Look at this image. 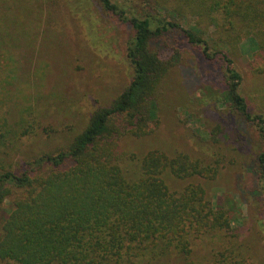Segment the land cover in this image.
<instances>
[{
    "label": "rangeland",
    "instance_id": "1",
    "mask_svg": "<svg viewBox=\"0 0 264 264\" xmlns=\"http://www.w3.org/2000/svg\"><path fill=\"white\" fill-rule=\"evenodd\" d=\"M163 1L167 9L172 0ZM113 2L136 17L150 11L144 0ZM162 16H175L186 29L198 25L216 51L213 30L199 25L197 15L177 17L167 10ZM133 35L128 23L97 0H0V173L20 174L39 158L67 149L94 113L116 100L132 81L126 52ZM256 44L241 38L230 55L250 112L264 116V50ZM154 47L170 64L157 93L159 121L144 138L122 137L120 151L138 160L151 151L185 153L214 168L210 179L164 175L172 193L201 185L212 207L230 220V231L194 240V264H216L232 254L246 264H264V179L258 163L264 138L222 103L226 81L220 61L205 60L178 33ZM131 165L135 169L137 163ZM8 208L0 213V227Z\"/></svg>",
    "mask_w": 264,
    "mask_h": 264
},
{
    "label": "trees",
    "instance_id": "2",
    "mask_svg": "<svg viewBox=\"0 0 264 264\" xmlns=\"http://www.w3.org/2000/svg\"><path fill=\"white\" fill-rule=\"evenodd\" d=\"M97 1L134 31L126 52L132 81L112 104L94 113L67 149L39 158L34 168L20 174L0 173V213L10 206L0 227V262L167 264L176 259L194 264V240L230 231V220L212 207L201 185L172 193L164 175L210 179L215 169L185 153L169 157L151 151L138 160L120 151V141L126 135L144 138L151 124H158L157 93L170 64L162 61L154 43L172 33L205 60L222 63V103L264 138V116L250 112L230 55L241 38H253L258 50H264V0H172L167 9L163 0H144L150 11L141 17L113 0ZM167 10L177 17L197 15L199 25L213 30L216 51L198 25L186 29L175 16L168 21L162 16ZM135 162L134 169L130 163ZM258 163L264 179V153ZM216 264L246 261L232 254Z\"/></svg>",
    "mask_w": 264,
    "mask_h": 264
}]
</instances>
